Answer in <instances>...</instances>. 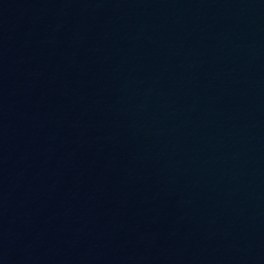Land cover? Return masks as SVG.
I'll return each mask as SVG.
<instances>
[{"label":"water","instance_id":"water-1","mask_svg":"<svg viewBox=\"0 0 264 264\" xmlns=\"http://www.w3.org/2000/svg\"><path fill=\"white\" fill-rule=\"evenodd\" d=\"M0 264H264V0H0Z\"/></svg>","mask_w":264,"mask_h":264}]
</instances>
